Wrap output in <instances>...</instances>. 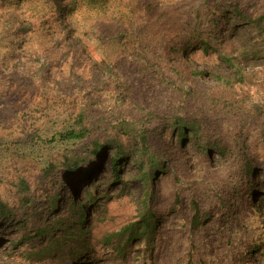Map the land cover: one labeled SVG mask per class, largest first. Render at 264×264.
<instances>
[{
  "label": "trees",
  "instance_id": "16d2710c",
  "mask_svg": "<svg viewBox=\"0 0 264 264\" xmlns=\"http://www.w3.org/2000/svg\"><path fill=\"white\" fill-rule=\"evenodd\" d=\"M23 3L19 0L17 4ZM25 4L29 14L26 18L11 14L10 32L20 41L27 42L33 33L44 39L46 43H41L38 51L45 62L10 51L0 57L2 74L11 69L24 86L40 81L45 87L56 82L62 89L57 88L56 96H45L48 108L42 110L41 130L12 141L0 136V151L18 158L19 164L40 162L36 185L62 169V184L68 188L60 204L58 195L49 197L45 211L52 216L46 219L42 210L35 208L38 188L34 189L33 179L18 172L10 181L16 204L0 195V224L11 226L14 250L39 240L38 245L21 251L25 261L44 262L57 252L80 250L74 264H87L100 245L110 248L123 262L128 261L129 250L138 240L146 253L152 252L161 224L155 210L161 178H169L176 186L174 203L180 204L185 185L205 183L216 152L222 167L234 174L229 179L230 190L247 207L244 213L249 219L241 231L252 232L255 242L250 247L264 251V158L254 155L248 137L251 127L264 123V42L257 41V36L248 40L249 33L263 35L264 13L248 11L251 0H203L193 7L195 17L182 20L177 32L164 29L161 40H153L148 33L129 29L120 20L122 13H103L107 12L104 0H29ZM85 7L89 14L82 12ZM139 7L143 17L150 18L156 11L181 4L161 6L159 0H140ZM74 14L86 17V23L79 25ZM211 35L232 39L233 47L223 52L209 41ZM215 56L222 57L232 74L205 71L203 61ZM17 59L24 61L23 68L13 66ZM132 60L139 74L151 83L149 91L126 78L125 67ZM201 84L207 89L202 90ZM104 154H112V173L104 176L105 181L98 177L87 184V203L91 205L99 199L97 190L105 189L102 215L93 213L87 219L85 203L78 202L74 190L78 173L87 165L82 175L90 180L92 164ZM128 161L130 169L125 167ZM199 161L203 170L196 172L194 162ZM72 177L73 185L69 182ZM133 182L142 185L141 194L131 186ZM211 182L213 186L202 189L204 193L217 190ZM113 184L120 189L111 192ZM122 200L134 207L131 219L123 215L118 220V210L111 207ZM201 206L195 199L191 202V217L184 219L190 232L197 233L212 216ZM232 216L230 207H225V219ZM109 224L114 226L112 231L99 229ZM240 244L236 239L233 245ZM187 264L206 263L191 250Z\"/></svg>",
  "mask_w": 264,
  "mask_h": 264
},
{
  "label": "rangeland",
  "instance_id": "374dc122",
  "mask_svg": "<svg viewBox=\"0 0 264 264\" xmlns=\"http://www.w3.org/2000/svg\"><path fill=\"white\" fill-rule=\"evenodd\" d=\"M19 0H0V57H6L10 51L17 53L21 56L28 55L32 61L40 59L45 62L42 53L38 50L41 47V43H46L45 40L35 37L34 33L28 36L27 42L19 39L18 35H13L10 32L9 24L10 15L26 18L29 14L27 12L29 0H24L25 3L18 6ZM203 0H159L161 6L181 4V7L165 9V12L156 11L150 18L143 17L142 10H140V0H104L105 11L103 13H122L120 20L123 21L129 29L137 30V32L148 33L149 38L153 40H161L165 31L177 32L178 28L183 24L184 19L194 18L197 14L193 9L194 5L200 4ZM221 1V0H219ZM41 1H38V3ZM252 5L248 6V11L257 15L264 13V0H251ZM85 4V3H84ZM42 5V4H39ZM43 8V5L41 6ZM82 12L90 13V9L85 7ZM207 15V13H205ZM117 15V14H114ZM75 20L79 25L86 23V17L82 15H76ZM102 16V15H101ZM158 16V17H157ZM161 19V20H160ZM4 25V26H3ZM8 25V27H7ZM206 27V26H205ZM165 29V31H163ZM171 29V30H170ZM208 35L210 30L207 27ZM222 35V34H221ZM223 36V35H222ZM257 36V41L264 42V33L260 36L258 33H249L248 40L254 41ZM224 37V36H223ZM219 37L217 39L214 35L210 36V42L217 48L223 50V52L230 51L232 46V39H223ZM223 39V40H222ZM166 45V43H161ZM163 45V46H164ZM148 53V52H147ZM167 61V59H164ZM164 61V62H165ZM133 60L129 62L125 67V76L129 78L133 83L142 84L145 91H149L151 86L150 82L145 81V78L139 74V69L132 64ZM205 65V71L215 74H232L231 68L227 66L222 57L215 56L213 60L206 59L203 61ZM18 65L23 68L24 61L17 59L13 62V66ZM8 67V66H7ZM198 67V66H197ZM11 70V69H10ZM6 70L7 74H2L3 68L0 66V136H3L6 140L12 141L16 138H21L30 135L34 132L40 131L43 124L42 115L48 106L45 104V96L48 93L58 95V90L62 89L56 82L46 83L47 86L41 87L40 81L38 84L32 86H24L17 76L11 74ZM82 74V71L78 72ZM86 76V74H85ZM15 78L16 80H14ZM38 78L36 79V81ZM144 83H143V82ZM37 83V82H36ZM139 85V84H138ZM206 84H201L202 90L207 89ZM59 88V89H57ZM148 95H151L148 92ZM148 99L151 100L150 98ZM49 111V109H48ZM46 114V113H45ZM226 134H231L229 131H225ZM249 143L252 147V151L256 157L264 158V123L260 122L255 127H251L248 132ZM215 158L212 163V169H210L207 175L204 177L205 183L200 185H194L188 187L187 185L182 188L180 204H175V189L176 186L163 176L160 182V192L155 203V210L159 217H161V224L159 234L157 235L156 247L152 252H145L141 245V242L136 241V246L130 249V256L128 261H122L110 248L106 246H98L95 248V252L86 260L87 264H187L188 255L190 251L197 254L198 259L203 260L206 264H264V251L253 250L250 247L255 239L252 237V232L241 231L245 223H248V213H244L247 209L236 197V193L232 186L229 184V179L234 175L230 173L227 167H222V163L219 161L220 155L216 152L213 153ZM56 155H59V150ZM112 154H104L96 158V162L93 165V172L90 175V180L83 176V172L87 171V165L80 168L78 176L79 183L72 189L78 191L76 194L78 202L83 204V208L86 211V218L88 219L93 213L101 216L103 205L102 194L105 192L104 187H100L97 190L96 196L99 198L93 205L87 203V184L88 181L98 180L105 181L104 176L111 174L110 168ZM34 166H31L33 165ZM40 163V162H39ZM37 162L27 161L20 164L18 158L11 157L8 153L2 154L0 151V195L8 203L13 206L16 204L13 194L11 193L12 187L10 181L17 175V173H24L33 179L34 189H37L35 208H40V214L42 213L46 219H49V211H45V207L50 203V196L58 195L60 201L64 197V193L68 187L62 184V169H57L52 177L46 180L44 184H38L40 176L41 164ZM202 162H194V170L201 172L203 170ZM126 164V165H125ZM124 165L128 169L132 168L131 163L128 161ZM91 166V165H90ZM230 174V176H229ZM103 177V178H102ZM96 180V181H97ZM213 181L214 187L217 188L214 192L204 193L202 189L212 187ZM70 184L75 183V177L70 179ZM104 183V182H101ZM69 184V185H70ZM39 186V187H38ZM135 188L138 194L143 192V187L138 182L131 184ZM111 192L118 191L120 187L117 184L110 185ZM71 189V190H72ZM199 201L203 211L209 210L212 214L206 223L203 224L197 233L190 232L185 228V220L191 217L190 205L193 200ZM257 197L255 198V200ZM225 200L229 204H225L222 201ZM91 205V206H90ZM111 207L118 210L120 218L126 217L131 219L134 215V207L127 201L114 202ZM225 207H230V212H233V216L230 219H225ZM21 213L20 215H23ZM187 217V218H185ZM30 220H27L29 223ZM62 220L59 226L62 225ZM6 223L0 224V264H74V260L77 254L74 253L57 252L51 258L44 262L31 263L25 261L24 255H21V251L24 249H31L33 246L38 245L39 240H35L30 244H27L25 248L14 250L10 243V236L13 235L9 232V228ZM116 227V224H115ZM104 231H112L113 225H108L103 229ZM15 234V233H14ZM236 235L237 238L234 236ZM234 237L233 242L231 237ZM101 237V236H99ZM236 239L241 243L240 245H233L236 243ZM83 250V249H81ZM16 252V253H14ZM219 252L221 256H219ZM25 254V253H24ZM148 256L146 257V255Z\"/></svg>",
  "mask_w": 264,
  "mask_h": 264
}]
</instances>
